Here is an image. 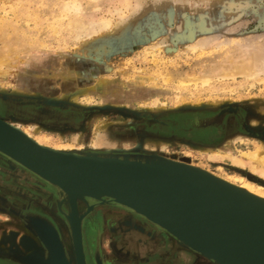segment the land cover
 Wrapping results in <instances>:
<instances>
[{"label": "rangeland", "instance_id": "374dc122", "mask_svg": "<svg viewBox=\"0 0 264 264\" xmlns=\"http://www.w3.org/2000/svg\"><path fill=\"white\" fill-rule=\"evenodd\" d=\"M0 36L3 120L21 122L52 147L163 157L264 191V177L226 154L264 146L256 133L264 131V72L231 70L250 56L264 60V0H0ZM231 122L235 130L226 131ZM48 193L66 196L0 151L1 258L20 253L19 263L29 264L37 250L47 254L30 217L49 213L31 204L37 198L53 206ZM89 204L113 211L96 228L88 217L85 230L103 264H216L129 208L88 198L78 200L80 212ZM116 217L150 222L159 250L126 252L111 231ZM67 246L73 250L72 239Z\"/></svg>", "mask_w": 264, "mask_h": 264}, {"label": "water", "instance_id": "95a60500", "mask_svg": "<svg viewBox=\"0 0 264 264\" xmlns=\"http://www.w3.org/2000/svg\"><path fill=\"white\" fill-rule=\"evenodd\" d=\"M50 101L55 102H48ZM247 129L252 131L249 127ZM256 133L259 137H264L263 130ZM0 148L1 152L15 161L58 185L68 197L69 210L63 213L72 234L73 259L65 250L55 226H43L39 222L33 226L55 264V256L60 264H87L82 221L94 205H89L87 212H80L77 196L65 184L108 192L104 196L93 195L90 198L129 208L168 231L186 247L189 246L182 243L178 236L233 264H264V245L245 246L238 242H228L219 232L212 230L210 225L215 220L207 212L208 203L204 198H197L188 175H199L226 187L259 236L264 231L254 222L249 206L257 204L264 207V200L242 188L239 190L202 169L157 156L142 159L128 154L54 149L37 143L2 118ZM46 233L52 235L55 251L45 241Z\"/></svg>", "mask_w": 264, "mask_h": 264}, {"label": "bare ground", "instance_id": "6f19581e", "mask_svg": "<svg viewBox=\"0 0 264 264\" xmlns=\"http://www.w3.org/2000/svg\"><path fill=\"white\" fill-rule=\"evenodd\" d=\"M72 6L77 7V4H73ZM72 6H70V7H72ZM11 10H13V9H11ZM106 26H107V24H106ZM79 28H80V26H79ZM2 31H4V30H2ZM4 37L6 38V36H4ZM4 37H2V39H4ZM0 39H1V36H0ZM5 41L7 43L10 42V41L8 42L6 39H5ZM231 70H233L235 72L238 71V72L244 73L247 76L253 75L252 77H255V76H257L258 73L264 72V60H261V59L257 60L256 58H254V56H252V57L250 56L248 59H245L241 62L235 63L232 66ZM251 76H249V77H251ZM74 92H76V93L74 94ZM74 92H73V94H74L73 96H72V92H71V98L74 99L73 101L75 102V100L77 101L78 93H77V91H74ZM65 96H66V94H65ZM232 109H234V107H232ZM258 110H260L261 113H264V108H260ZM252 121L256 122V120H251V122ZM258 121L260 122V120H258ZM15 126L18 127L22 132L27 134L29 137H31L33 140H35L37 143H39L41 145L51 147L54 149H59V150H62L64 148L61 146L52 147L48 144H45L46 142L43 143L40 139L35 138L29 131L24 130L23 127L21 126V122H18ZM33 127H36V125H34ZM234 128H235V125L232 122H231V124H228L226 127V129L229 132L234 130ZM98 142L102 143L103 139H101L99 137L97 139V141L93 142V144L96 146V144H98ZM2 150H4V149H2ZM215 153H216L215 157H218L219 154L221 156L223 155V154L216 152V151H215ZM226 154H228V156L231 158V160L234 163H236L237 165H241L243 167H248L253 173H257L260 176L264 177V146L258 147L257 149H254V150H242L240 152V154H231L228 152ZM223 159H224V157H223ZM188 179H189V181H191V183H190L191 188L196 193L197 198H204L208 203L207 212L215 220L212 222V225H210L213 227L212 228L213 231L216 230L217 232H219L222 236L225 237V240H227L228 242H232V243L238 242V243H241L245 246L264 245V233L262 236H259L255 232L254 228L251 226V224L243 216L240 208L238 207L237 203L234 200L233 195L231 194V192L226 187H224L223 185H221L215 181H212L210 179H207L205 177L195 175V174L194 175L189 174ZM221 179H223L225 182L231 184L235 188H238L239 190H241V188H242L247 193H249L255 197H258L259 199L264 200V191L261 188L247 182L242 177L240 178L241 179L240 182L239 181L236 182V180L233 181V180H230V179L225 178V177H221ZM65 185L71 191H73L74 195L77 196L78 200H83L87 203H88V198L92 197L93 195L104 196V193H108V192H105L102 190L83 187V186H79V185H72V184H65ZM65 199L68 202L67 196H65ZM63 200H64V198H63ZM89 205H91V204H89ZM89 205H88V207H89ZM249 209L251 210V214L253 215V220L256 223V225L260 228L261 231H264V207L262 205L250 204ZM59 222L61 224V226H60L61 229L63 228L62 229V232H63L62 237L64 238V236L66 235V231L64 229L65 226L61 223V221H59ZM90 223L92 224V222L89 221L88 225H90ZM67 235H69V234H67ZM85 235L87 237L86 232H85ZM178 237L180 238L182 243L186 244L187 246H189L194 251L204 255L208 259L214 261L216 264H233V263L229 262L228 260H226V259H224V258L202 248V247L195 245L191 241H189V240H187L181 236H178ZM71 239H69L66 236L64 238V241L66 242V244L70 245ZM45 241L47 243L51 244L52 247H54L53 250L55 251L54 239H53L52 235H50V233H46ZM72 248H73V241H72ZM30 253L31 252H29V254ZM68 253H69V256L73 259L74 258V251L73 250L71 251V248H70V251H68ZM95 257H96V260L99 262L98 253L95 255ZM55 259H57L56 264L61 263L60 260L56 256H55ZM28 261H29V264H55L48 252H47V254H44V251L38 252V250H37V253L31 254L28 257Z\"/></svg>", "mask_w": 264, "mask_h": 264}, {"label": "flooded vegetation", "instance_id": "af4514ba", "mask_svg": "<svg viewBox=\"0 0 264 264\" xmlns=\"http://www.w3.org/2000/svg\"><path fill=\"white\" fill-rule=\"evenodd\" d=\"M226 130V128H225ZM235 130V128H234ZM233 130V131H234ZM227 131V130H226ZM232 132V131H231ZM37 188H40L41 190H43V186L42 185H35ZM49 195L46 196V198H50V200L52 199L54 205L53 206H48V202L49 200H40V199H35L33 201H31V204H42L45 206V208L50 209L49 213H38L37 211L34 212L32 214V218L30 217V219H33L36 221V223H42V225L44 226L45 224H49V223H54L53 219L54 216L59 217V218H63L64 211H67L68 209V202L67 200L62 197H54V195L52 193H48ZM55 200V201H54ZM59 204H61V210H63V212L60 211L59 208ZM79 206H80V210L82 211V208L84 207V203L79 202ZM98 205L94 206L93 210L91 211L90 214H88V216H86V218L83 220V239H84V247H85V255H86V260H87V264H103V257L100 255V251L97 250L95 248L94 245H90L88 243V239H86V235H85V230L87 227V221H88V217H93V221H94V225L93 227L96 228L97 226H100L104 223L105 221V217L108 214H112L113 211H103L100 210L98 207ZM49 207V208H48ZM33 209V208H32ZM113 209V208H112ZM113 215V214H112ZM58 219V218H57ZM61 221V220H59ZM63 222V221H61ZM151 224L150 222L146 221L145 219L140 220V219H136L135 217H126L125 218H118L116 217V222L115 224H111V231H113L114 233H116V235H119L122 239V243L121 246L124 247V249L126 250V252H134L135 250H142L143 252L148 251V247L151 246L152 247V252L159 250L157 249V247L159 246V241L157 239V237L160 235V233L158 232L159 230L154 229L155 227H148ZM153 226V225H151ZM90 233L93 235V241H94V236H98L97 235V231L93 230L92 227L90 228ZM70 235V233H69ZM67 235L64 236V238ZM64 238H62L64 240ZM93 243V242H92ZM66 244V242H65ZM68 244L64 245L65 249L68 250ZM99 253V262L96 260L95 255ZM22 254H14L13 257L17 258L16 260H11L8 259L6 260V262L4 261V264H21L19 263L22 259ZM98 262V263H97Z\"/></svg>", "mask_w": 264, "mask_h": 264}, {"label": "crops", "instance_id": "0c3cea01", "mask_svg": "<svg viewBox=\"0 0 264 264\" xmlns=\"http://www.w3.org/2000/svg\"><path fill=\"white\" fill-rule=\"evenodd\" d=\"M66 212H67V211H66ZM63 214H64V213H63ZM57 218H58V219H57ZM85 218H86V217H85ZM85 218H83V220H84ZM52 219H53V222H54V223H52V224L56 227V229L58 230V232H59L60 235H62L63 232H62V230H61V228H60L61 224H60L59 220L64 221V222L67 224L68 230H69V232H70L69 224H68V222H67V218L65 217V214H64V217H63V218H59V217L54 216V218H52ZM82 228H83V221H82ZM67 252H68V250H67ZM6 260H8V259H4V258H1V257H0V264H4L3 262H4V261L6 262ZM11 260H13V259H11ZM86 261H87V260H86Z\"/></svg>", "mask_w": 264, "mask_h": 264}]
</instances>
